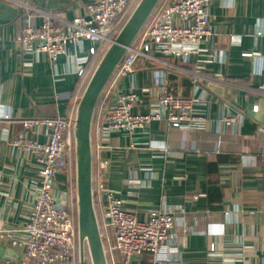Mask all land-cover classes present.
Returning <instances> with one entry per match:
<instances>
[{
	"label": "crops",
	"instance_id": "1",
	"mask_svg": "<svg viewBox=\"0 0 264 264\" xmlns=\"http://www.w3.org/2000/svg\"><path fill=\"white\" fill-rule=\"evenodd\" d=\"M92 2L0 0V115L9 116L0 120L1 231L25 222L38 180L35 157L12 144L24 133L19 121L76 115L84 85L100 58L92 57L85 75L79 76L67 56L55 68L46 54L24 52L18 41L23 17L33 15L41 22L36 9L73 20L85 16ZM210 13L215 36L191 63L162 57L170 64L166 67L139 59L134 73L117 83L137 93L133 112L140 115L155 109L161 91L157 74L165 73L170 94L184 98L192 97L196 86L199 95L205 92L206 78L229 83L220 86L224 97L208 90L212 99L198 103L208 123L173 129L153 122L146 133H111L102 141L101 161L94 158V182L117 191L125 209L140 220L151 211H174V260L161 264H264V124L248 116L249 106L264 116V63L242 57L245 51L264 57V0H214ZM231 37L240 42L233 44ZM192 70L194 75L189 74ZM223 114L241 119L226 127L220 122ZM102 120L96 112L93 132ZM28 136L45 143L49 129L37 127ZM67 187L60 175L57 191ZM103 205L102 198L95 200L100 223L105 221ZM104 232L113 242L114 231ZM212 244L215 252L209 250ZM114 258L120 260L117 254ZM134 264L155 263L146 255Z\"/></svg>",
	"mask_w": 264,
	"mask_h": 264
},
{
	"label": "built area",
	"instance_id": "2",
	"mask_svg": "<svg viewBox=\"0 0 264 264\" xmlns=\"http://www.w3.org/2000/svg\"><path fill=\"white\" fill-rule=\"evenodd\" d=\"M136 1L93 0L87 7V14L78 15L73 20L35 9L43 16L42 21L38 22L33 15L23 17L24 25L18 41L26 53L35 56L46 54L55 68L60 57L67 56L71 61L70 69L79 76L85 75L91 58L103 56L119 33L123 20L135 9ZM213 1L163 0L156 8L100 97L96 112L102 114L103 120L102 126L92 131L93 158L101 161L102 141L111 133H146L153 122L173 129H189L199 123H208L199 114L198 103L212 99L208 93L211 86L230 87L229 83L206 78L202 82L205 92L199 95V86H196L194 95L184 98L170 94L166 88L165 73L157 74L156 84L161 85L160 96L155 109L147 115L133 112L139 102L137 93L133 89L124 91L117 87V83L134 73L139 59L162 62L169 67L170 64L162 57L189 64L192 58L201 55L205 51L203 47L215 36L210 13ZM231 41L233 44L240 42L237 37H231ZM242 57L264 63V57L250 51L243 52ZM174 69L188 73L176 67ZM195 73L193 70L189 72L191 75ZM1 119L6 121L9 116L0 115ZM75 119L76 115H69L19 121L24 133L13 139L12 144L35 157L38 180L25 222L15 230H0V245L22 256L21 264H92L87 251L83 263L79 257ZM240 119L238 114H223L220 122L228 127ZM42 126L49 129L45 143L28 136ZM60 175L66 177L68 184L63 192L56 189ZM93 194L94 202L100 198L104 202L105 221H99V224L109 264H134L146 255L151 256L155 264L174 260L171 255L174 211H151L146 220H140L125 209L120 194L107 184L94 182ZM107 228L114 231L113 242L104 232ZM216 249L215 244L209 248L211 252ZM116 254L119 261L114 258ZM13 263L0 260V264Z\"/></svg>",
	"mask_w": 264,
	"mask_h": 264
},
{
	"label": "water",
	"instance_id": "3",
	"mask_svg": "<svg viewBox=\"0 0 264 264\" xmlns=\"http://www.w3.org/2000/svg\"><path fill=\"white\" fill-rule=\"evenodd\" d=\"M162 0H139L116 38L103 54L80 98L75 119L76 150V203L80 262H84L86 251L92 264H109L105 252L100 224L94 202V158L92 149V128L100 97L122 62L128 50L144 29ZM211 90L224 97L225 90L217 85ZM235 107L238 105L231 100ZM248 116L264 124V116L248 107ZM0 260L22 262V256L12 249L0 245Z\"/></svg>",
	"mask_w": 264,
	"mask_h": 264
},
{
	"label": "rangeland",
	"instance_id": "4",
	"mask_svg": "<svg viewBox=\"0 0 264 264\" xmlns=\"http://www.w3.org/2000/svg\"><path fill=\"white\" fill-rule=\"evenodd\" d=\"M138 2H139V0H137V1H136V4H135V6L137 5V3H138ZM128 18H129V16H127V17H126V18L123 20V22H122V23H121V25H120V26H121L120 28H122V27H123V25H124V24H125V22L128 20ZM120 30H121V29H120ZM105 52H106V51H105ZM105 52H104V53H105ZM101 58H102V57H101ZM91 75H92V74H90V76L88 77V79H87V81H86V84H88V82H89V79L91 78ZM84 86H87V85H84Z\"/></svg>",
	"mask_w": 264,
	"mask_h": 264
},
{
	"label": "trees",
	"instance_id": "5",
	"mask_svg": "<svg viewBox=\"0 0 264 264\" xmlns=\"http://www.w3.org/2000/svg\"><path fill=\"white\" fill-rule=\"evenodd\" d=\"M162 2H163V0L160 2V4L158 5V7L162 4ZM157 7V8H158ZM151 19V18H150ZM149 22V21H148ZM100 60H101V57L98 59V61L100 62Z\"/></svg>",
	"mask_w": 264,
	"mask_h": 264
}]
</instances>
